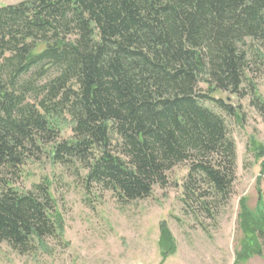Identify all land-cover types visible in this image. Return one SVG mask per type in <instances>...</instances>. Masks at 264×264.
I'll return each instance as SVG.
<instances>
[{"label": "trees", "instance_id": "16d2710c", "mask_svg": "<svg viewBox=\"0 0 264 264\" xmlns=\"http://www.w3.org/2000/svg\"><path fill=\"white\" fill-rule=\"evenodd\" d=\"M252 50L263 58L264 0L0 7V244L29 256L61 241L47 181L26 193L14 187L39 155L78 164L85 190L110 192L123 205L166 188L171 171L186 165L180 203L213 218L232 196L236 148L225 119L205 104L237 118L212 94L244 97ZM254 88L250 105L264 118ZM62 126L69 139L60 140ZM240 208L239 227L252 237L236 264L264 251V212ZM160 242L173 246L164 225Z\"/></svg>", "mask_w": 264, "mask_h": 264}, {"label": "rangeland", "instance_id": "374dc122", "mask_svg": "<svg viewBox=\"0 0 264 264\" xmlns=\"http://www.w3.org/2000/svg\"><path fill=\"white\" fill-rule=\"evenodd\" d=\"M21 1L0 0V7ZM253 52L248 55L251 70L242 85L244 97L212 94L231 106L237 118L205 104L225 119L236 148L232 196L213 211V218L180 203L186 165L171 171L166 188L155 187L148 199L123 205L110 192L85 190L86 172L78 164L61 167L39 155L24 167L14 187L26 193L47 181L62 224L61 241H49L45 249L29 256L0 244V264H236L243 242L252 237L239 227L240 206L244 204L252 216L264 212V118L250 105L251 86L264 101V54L260 59ZM71 136L62 126L60 140ZM162 225L172 238L169 248L160 242ZM240 264H264V251Z\"/></svg>", "mask_w": 264, "mask_h": 264}]
</instances>
